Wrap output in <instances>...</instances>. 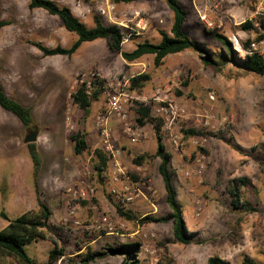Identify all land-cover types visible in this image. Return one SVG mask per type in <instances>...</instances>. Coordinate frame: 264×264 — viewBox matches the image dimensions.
Returning a JSON list of instances; mask_svg holds the SVG:
<instances>
[{"label": "rangeland", "instance_id": "1", "mask_svg": "<svg viewBox=\"0 0 264 264\" xmlns=\"http://www.w3.org/2000/svg\"><path fill=\"white\" fill-rule=\"evenodd\" d=\"M53 1L69 7L90 27L95 26L96 17L107 25L121 26L127 52L142 41L160 43V31L169 33L174 22V12L164 0L120 5L112 0ZM178 1L188 14L184 32L220 66H206L204 54L195 51L169 56L159 68L153 56L128 63L106 40L84 43L72 58L45 56L34 43L68 48L77 36L58 17L31 10L28 0H0V17L12 23L0 32V78L10 96L32 107L35 126L30 130L0 107V231L10 220L38 209L35 167L25 141L36 133L42 156L38 190L53 213L46 238L26 247L39 264H47L55 243L65 249L57 264H82L89 251L107 253L109 245L132 242L142 244L143 264H207L212 256L230 264H241L244 257L264 264V76L240 64L245 57L243 43L264 44L258 41L264 36V0H219L218 9L210 14L213 28L200 18L205 0ZM247 20L254 22V30L242 29ZM206 28L229 39L235 61H230L229 48L207 34ZM133 33L135 40L130 37ZM93 72L106 82L107 91L86 115L74 104L72 94L78 78L87 80ZM141 73L149 74L151 80L138 92L128 90L125 81ZM187 80L190 86L184 88ZM121 92L128 96L122 99L126 117L114 116L109 123L112 146L120 153L100 180L93 155L96 149H104L96 123L107 111L109 96ZM137 102L151 107L152 115L165 122L164 144L172 156L170 170L190 245L175 242L172 223L141 225L118 211H131L137 219L171 212L159 172L161 160H146L141 166L133 162L139 155L153 156L157 151L152 126L137 123ZM170 104L176 107L174 113L167 108ZM126 125L138 134L136 142ZM190 128L229 131L206 139L187 136L183 131ZM79 131L86 133L89 146L82 156L75 154L70 140ZM240 177L250 180L244 193L258 208L256 213L231 207L227 188ZM124 261V256L108 253L90 264ZM4 262L17 264L14 259Z\"/></svg>", "mask_w": 264, "mask_h": 264}, {"label": "trees", "instance_id": "2", "mask_svg": "<svg viewBox=\"0 0 264 264\" xmlns=\"http://www.w3.org/2000/svg\"><path fill=\"white\" fill-rule=\"evenodd\" d=\"M29 8L31 10L41 9L47 12L51 16L58 17L64 28L77 36V40L68 48L57 46L55 48H48L41 43H34L45 56H65L72 58L82 47L84 43L94 42L97 40H106L109 48L112 51L120 53L123 59L128 63H136L146 56L154 57V65L159 68L165 64L167 57L184 53L186 51H195L202 56V61L206 66L217 67L220 63L199 43L191 40L184 30V23L188 16L179 4L178 0H164L169 8L174 12V22L171 31H160L161 41L158 44L150 41H142L136 44V48L127 52L123 50V44L126 39L124 29L116 24L107 25L101 18H95V26H88L76 17L69 7L62 6L53 0H28ZM92 1V0H88ZM115 4H132L137 1H155V0H112ZM12 23L7 20H3L0 17V32ZM264 27V23L262 24ZM245 31L254 30V22L247 20L241 25ZM207 34L214 36V38L221 42L225 47L229 48V52L232 54L230 61H235L237 55L233 50L232 43L223 34L217 33L211 29H205ZM137 34L133 33L130 37L133 40ZM264 36H260L258 41H263ZM251 40H247L242 44V48L245 52V57L240 61L241 66L248 72L255 73L260 76H264V55L257 53L250 54ZM1 75V65H0ZM151 80V76L147 73H141L130 78L128 82V90L132 92L140 91L146 83ZM79 84L76 91L72 94L74 104L85 112L90 113V109L94 102L98 101L101 96L107 91L106 82L100 77H95L90 81H83L78 78ZM190 81H184L183 87L188 88ZM135 112L137 114V123L141 127L152 126L155 137L157 139V151L155 155H139L133 159L136 165L141 166L146 160H152L159 158L161 164L159 166V172L162 176L165 190L166 201L170 207L171 212L166 216L153 217L146 216L142 219H137L131 213V211H123L118 208L120 215L129 221H138L139 224L144 225L147 223H163L173 224V236L176 243L183 245H190L192 240L187 231L186 223L184 220L182 206L178 201L176 187L173 181V174L170 170V164L172 156L166 151L164 144V126L165 122L160 117H154L152 115L151 107L145 103L137 102ZM0 107L16 116L21 123L35 130L34 118L32 113V107L27 106L19 102L10 96L0 78ZM230 129V127H229ZM229 129L227 131H229ZM231 130V129H230ZM227 131H208L207 129L190 128L183 132L190 137H204L210 139L212 137H218L223 132ZM71 142L74 144V152L77 156H82L89 151V146L86 140V133L79 131L70 137ZM28 149L31 159L34 163V176L38 195V209L36 211H28L14 220H10L6 228L0 231V264H5V259H14L17 264H39L35 259L29 256L26 247L41 239H45V231L50 229V222L53 216L50 207L41 199L40 192L38 190V177L42 167V156L38 150L36 143L29 144ZM94 171L97 177L102 180L109 168L111 162V156L105 151L96 149L94 151ZM134 179H138L133 176ZM250 186V180L248 177H240L231 181L228 185L227 191L231 197V207L241 213L251 214L258 212V208L255 207L246 197L244 190ZM2 216L6 219L7 215L2 213ZM87 237V233L85 234ZM97 235H93V239H97ZM107 253L91 252L84 257L82 264H90L92 261L105 255L114 254L124 256L125 261L123 264H143L141 259L142 244L140 242L132 243H116L115 245H109L106 249ZM65 256V249L59 247L55 243L54 249L49 253L47 264H57L61 258ZM207 264H230L220 256H212L209 258ZM241 264H262L249 257H244Z\"/></svg>", "mask_w": 264, "mask_h": 264}, {"label": "built area", "instance_id": "3", "mask_svg": "<svg viewBox=\"0 0 264 264\" xmlns=\"http://www.w3.org/2000/svg\"><path fill=\"white\" fill-rule=\"evenodd\" d=\"M220 5V1L219 0H205V8L203 10V13H201L200 18L201 21L204 22L209 28H213V21L211 20V16L210 14L213 12H216V10L218 9ZM252 53H257L260 55H264V44L262 45V43L256 42V41H252L251 45H250V54ZM95 77H100L99 73L93 72L90 73L89 77L87 78V80L82 79L83 81H90L91 79L95 78ZM101 78V77H100ZM126 83H128L129 81H125ZM123 98H128L126 93H114L111 94L109 96V103L107 106V111L102 114L99 115L98 119H97V123H96V128L98 130L99 133V137H100V141L102 143V147L104 149V151L111 156V160L112 158H116L117 154L120 153V151L114 149V147L112 146V132H111V128L109 127V123L111 121V119L114 116L117 117H121L122 119H125L126 115L124 114V108L122 105V99ZM212 99L214 97H211ZM169 110H171L172 113L175 112V106L173 104H170L167 107ZM126 131L129 134V136L131 137V140L133 142H136L138 140L137 136L138 134L136 133V131L131 128L130 126L126 125ZM203 167H201L200 169L202 170ZM200 170V172H202ZM93 192V190H92ZM83 196H85V194H83ZM128 200L132 201L133 197L129 196Z\"/></svg>", "mask_w": 264, "mask_h": 264}, {"label": "water", "instance_id": "4", "mask_svg": "<svg viewBox=\"0 0 264 264\" xmlns=\"http://www.w3.org/2000/svg\"><path fill=\"white\" fill-rule=\"evenodd\" d=\"M25 141L27 144L37 143L38 135L36 133H33L32 135L28 136Z\"/></svg>", "mask_w": 264, "mask_h": 264}, {"label": "crops", "instance_id": "5", "mask_svg": "<svg viewBox=\"0 0 264 264\" xmlns=\"http://www.w3.org/2000/svg\"><path fill=\"white\" fill-rule=\"evenodd\" d=\"M171 28H172V26H171Z\"/></svg>", "mask_w": 264, "mask_h": 264}]
</instances>
